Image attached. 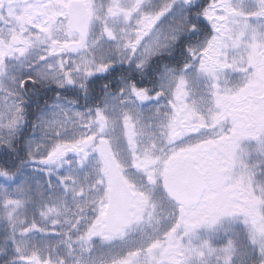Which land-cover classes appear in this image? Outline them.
I'll return each mask as SVG.
<instances>
[{
    "label": "rangeland",
    "instance_id": "1",
    "mask_svg": "<svg viewBox=\"0 0 264 264\" xmlns=\"http://www.w3.org/2000/svg\"><path fill=\"white\" fill-rule=\"evenodd\" d=\"M70 1L0 0V147L24 131L26 81L82 90L101 68L142 73L189 35L181 24L197 6L81 0L90 41L70 54ZM203 18L211 35L184 48L179 70L159 67L146 83L155 89L124 86L89 110L61 98L42 108L27 128V162L0 172L4 264H248L252 255L264 264V0H211ZM101 140L135 205L131 226L113 235L103 229L111 185ZM181 156L207 183L202 202L182 211L161 195ZM42 178L57 187L39 205L27 183L37 191Z\"/></svg>",
    "mask_w": 264,
    "mask_h": 264
},
{
    "label": "trees",
    "instance_id": "2",
    "mask_svg": "<svg viewBox=\"0 0 264 264\" xmlns=\"http://www.w3.org/2000/svg\"><path fill=\"white\" fill-rule=\"evenodd\" d=\"M196 2V7L189 5L187 18H184L181 24L182 27L189 31V35L180 41L169 54L155 57V59L149 63L148 67H146L147 70H144L142 73H136L133 70L126 71L124 68L114 67L108 69L104 74L97 73L93 75L84 85L86 87L82 90H74L70 87L61 88L57 91L58 88L47 89L45 84L37 81H33L32 83L27 82L21 87L19 89V98L23 102L25 128L21 136L13 142L12 147H0V172H4L6 175L16 174L27 162V142L30 139L27 128L30 129V127L33 128L35 126L33 121L37 118V115L41 112L43 107L51 105L55 98L71 100L81 105V108L85 107L89 110L100 106L110 93H119V91L127 85L124 80L125 76L131 77L130 81L133 88L148 91L156 88L154 82L151 81V83H146L153 78V75L157 73L159 67L166 66L179 70L185 63L184 59L186 57V52H184V48H191V45L198 40H204L211 35V28L208 22L203 18L204 12L211 0H196ZM25 178L29 182L31 181L29 175L25 176ZM40 181L37 191L33 189L30 183H27L28 188H32L33 190L31 200L34 203H38V201L49 196V186L54 188L57 187L55 183H47L45 178L40 179ZM53 193L56 195L57 191L53 190ZM161 195L164 196L163 191H161ZM31 206L32 205L28 206V211L30 215H34L36 212L34 207L32 208ZM5 242L6 228L0 226V249L5 245ZM242 242L246 244V239L244 237H242ZM4 263V258L0 256V264ZM248 264H258V260L252 255Z\"/></svg>",
    "mask_w": 264,
    "mask_h": 264
},
{
    "label": "water",
    "instance_id": "3",
    "mask_svg": "<svg viewBox=\"0 0 264 264\" xmlns=\"http://www.w3.org/2000/svg\"><path fill=\"white\" fill-rule=\"evenodd\" d=\"M69 17L70 28L73 31H78L81 35L82 42L78 45V48L82 47L90 28L89 12L86 8L78 5L77 2H72ZM12 42L15 46H19L21 43L19 39H14ZM91 145L92 142H87L84 148L89 149ZM100 146L104 154H109L110 149L106 142H101ZM107 168L111 175L112 188L109 194L105 230L120 233L122 229L129 227L131 224L133 197L112 160H108ZM163 188L175 204L189 210L201 203L207 185L204 175L195 166V159L188 156L171 163L163 178Z\"/></svg>",
    "mask_w": 264,
    "mask_h": 264
},
{
    "label": "flooded vegetation",
    "instance_id": "4",
    "mask_svg": "<svg viewBox=\"0 0 264 264\" xmlns=\"http://www.w3.org/2000/svg\"><path fill=\"white\" fill-rule=\"evenodd\" d=\"M35 1H36V3H43V2H45V1H47V0H43V1L35 0ZM72 2H77L78 5H81L82 7L86 8V9L89 11V8L87 7L85 1H81V0H71L70 3H69V5H68V19H69V20H70V17H69V9H70V5H71ZM89 13H90V11H89ZM90 16H91V15H90ZM91 27H92V18H91L90 28H89V32H88V34H87V38H86L85 44L83 45V47H79V49H78V45L82 42L81 35H80V33H79L78 31H73V30L70 28V31H72V32L74 33V35L76 36V38H77V40H76L73 44H71V45H69V46L67 47V51H68L70 54H80L82 51L88 49V44H89V41H90L89 38H90V33H91ZM70 48H72V49H76V50H74V51H70ZM105 70H106V69H105ZM105 70H104V71H105ZM100 74H104V73L102 72V73H100ZM130 79H131L130 76H125V78H124L126 84H127L129 87L132 85ZM131 87H132V86H131ZM112 94H114V93H112ZM103 157H104V159L106 160V159L110 158V155H109V156L103 155ZM116 167H117V165H116ZM117 168H118V167H117ZM110 185H111V180H110ZM110 190H111V188H110ZM110 190H109V193H110ZM134 210H135V209H134ZM134 210H133V214H134ZM111 232H112V231H108V234L113 235Z\"/></svg>",
    "mask_w": 264,
    "mask_h": 264
},
{
    "label": "bare ground",
    "instance_id": "5",
    "mask_svg": "<svg viewBox=\"0 0 264 264\" xmlns=\"http://www.w3.org/2000/svg\"><path fill=\"white\" fill-rule=\"evenodd\" d=\"M215 130V129H214Z\"/></svg>",
    "mask_w": 264,
    "mask_h": 264
}]
</instances>
